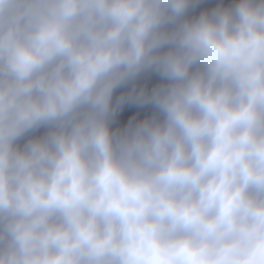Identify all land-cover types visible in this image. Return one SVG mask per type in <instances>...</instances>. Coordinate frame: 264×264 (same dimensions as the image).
I'll return each mask as SVG.
<instances>
[{"label":"clouds","instance_id":"clouds-1","mask_svg":"<svg viewBox=\"0 0 264 264\" xmlns=\"http://www.w3.org/2000/svg\"><path fill=\"white\" fill-rule=\"evenodd\" d=\"M0 264H264V0H0Z\"/></svg>","mask_w":264,"mask_h":264},{"label":"rangeland","instance_id":"rangeland-1","mask_svg":"<svg viewBox=\"0 0 264 264\" xmlns=\"http://www.w3.org/2000/svg\"><path fill=\"white\" fill-rule=\"evenodd\" d=\"M125 115H128V113H126Z\"/></svg>","mask_w":264,"mask_h":264}]
</instances>
